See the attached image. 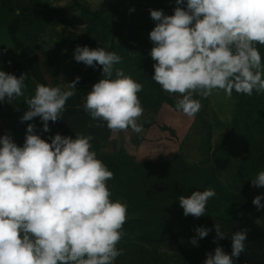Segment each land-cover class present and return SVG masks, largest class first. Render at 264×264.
Segmentation results:
<instances>
[{"label":"clouds","instance_id":"1","mask_svg":"<svg viewBox=\"0 0 264 264\" xmlns=\"http://www.w3.org/2000/svg\"><path fill=\"white\" fill-rule=\"evenodd\" d=\"M175 3L173 15L150 10L157 23L149 38L154 45L152 79L177 96L176 109L194 118L202 108L195 96L206 99L218 90L228 98L233 90L247 96L264 93V58L257 48L264 46V0H186V8L181 6L185 0ZM74 59L103 69L87 93L85 112L105 122L113 138L142 133L144 108L138 94L143 85L116 67L122 57L103 47L77 46ZM79 79L68 83L67 90L37 84L25 100L28 110L21 121L39 117L41 130L49 132V121L61 119ZM25 80L24 74L16 77L0 70V101L22 96ZM35 129V124L27 125L23 146L8 135L0 137V264H114L123 254L117 245L124 236L127 204L112 199L108 182L114 173L97 158L93 137L57 133L49 143ZM251 182L264 187V171ZM214 196L213 189L197 190L180 195L178 202L185 216L199 218ZM261 200L258 195L252 201L258 210L264 208ZM214 227L217 238H225L220 225ZM209 231L196 229L199 238ZM245 239V232H236L231 255L218 246L204 264H233V257L244 251ZM191 244H197L196 237Z\"/></svg>","mask_w":264,"mask_h":264},{"label":"trees","instance_id":"2","mask_svg":"<svg viewBox=\"0 0 264 264\" xmlns=\"http://www.w3.org/2000/svg\"><path fill=\"white\" fill-rule=\"evenodd\" d=\"M24 1L27 3V7L20 8L19 3ZM173 1L175 3V0ZM74 4L65 8V11L72 10L74 6L79 7L83 16L90 21L88 30L83 34L57 31V42L54 44L55 46H51L50 39L42 40V37L47 36L44 30L42 32L38 22H54L58 13L61 12L60 9L45 0H0V30L8 27L17 19L19 20L20 27L16 32L17 38L38 54L42 73L48 84L50 83L54 87H60V64L62 62L73 65L78 77L83 74H92L93 85L103 76V70L100 72V67H102L100 65L81 72L78 68L80 63L75 61L72 52L67 53L69 49L67 43L89 47V36L92 33H100L99 29L103 26L100 20L108 10L93 11L77 0H74ZM181 6L186 8V0ZM176 7V3L169 9L140 6L134 10L132 17L124 13L123 20L115 24L116 31L110 36L111 39H104L110 43L106 50L116 52L122 57V63L116 67L123 68L126 76H130L143 85L142 91L138 94L139 98L142 105L153 113H158L164 104L176 109L177 99L174 95L164 92L152 78L144 80L138 78V75L153 63L150 51L154 45L149 38V33L157 22L151 18L150 10H162L163 14L167 16L173 15ZM17 9H19V15H17ZM28 36L32 40H28ZM85 79H79L75 94L91 90L93 85L83 86L87 81ZM25 81L26 86L22 89L23 95L14 98L15 105L20 108L24 107L26 99L34 95L33 80L26 78ZM232 95L236 100V112L231 118V122L227 123L229 131L217 147L213 145L214 124L209 118V112L215 116L216 112L212 109L210 99H203L206 102L207 115L199 111L196 117L203 132L201 148L207 146V151L201 152L202 159L198 163L188 162L182 153L173 160L165 158L139 160L130 157L123 151H120L117 156L97 153V158L102 160L114 173V179L108 182L113 193L112 199L127 204L128 215L123 229L124 236L117 245L118 249H122L127 257L132 251L134 241H137V245H141L139 248L143 251H149V248L161 244H172L177 247L184 244L187 248H201L205 242L203 238L197 236L196 229L199 227L209 229L206 224L207 217L210 215L234 217L246 214L232 212L237 201L222 186L220 177L223 174V162L232 160L233 152L237 148L243 153L244 159H254L258 163H264V93L253 92L252 96H247L233 90ZM2 108L4 107L0 104V110ZM29 123L35 124L37 130L43 128V123L38 120L33 119ZM28 124L27 121L22 122L21 118L13 121L9 134L17 145L25 141ZM49 128V132L40 130V136L50 143L51 138L59 132L54 125H49ZM243 131L244 133L241 134ZM238 169L239 174L242 175L243 169ZM206 189H213L215 196L209 199L205 215L199 218L191 215L185 216L183 209L179 206V196H189L193 191ZM193 237L197 238L196 245L191 244ZM205 238L213 241L218 247L211 230ZM152 255L154 254H151L150 258L154 259ZM154 261H157L156 258ZM115 263L120 264L119 261Z\"/></svg>","mask_w":264,"mask_h":264},{"label":"crops","instance_id":"3","mask_svg":"<svg viewBox=\"0 0 264 264\" xmlns=\"http://www.w3.org/2000/svg\"><path fill=\"white\" fill-rule=\"evenodd\" d=\"M46 1L53 2L54 0ZM84 1L93 9H98L112 3L113 0ZM144 1L150 3L156 2V0ZM19 27V20H16L8 27L0 30V44H5L0 47V55H3V58L6 61L11 60L9 57L10 51H12L13 54L17 52V55H19L17 61H14V63H11L10 65L12 69H14L15 66H18L17 70L8 73L20 77L22 74L26 76V72L28 71L27 74H29L34 81L38 84H45L48 86V82L41 70L40 57L32 48L27 47L16 36ZM3 30L8 31V33L6 32V34H4L6 37L1 38L3 37ZM80 47L82 46L80 45ZM257 48L259 49L262 58H264V46L257 45ZM29 64L33 67V72L31 71ZM153 65L154 61L148 69L142 71L138 75V78L142 80L151 79L154 74ZM67 67H70L71 82L77 78L73 65L62 62L60 64V87L65 90H67L68 86L63 83V71H65V74L67 75V71L64 70L67 69ZM87 93L88 92L79 93L71 97L66 103L65 111L62 113L61 119H58L52 125H54L59 134L73 139H75L76 134L91 135L93 137V140L91 141L92 147L96 153H111L115 150L119 153L120 151H123L130 157L139 160L146 158H152L154 160H158L159 158L173 160L177 155L182 153L187 161L190 162L188 160L189 142L193 141V143H196L199 148L201 146L203 132L198 118L196 116L194 118H188L181 111L176 110L168 104H164L158 113H153L142 105L144 108V114L141 117V122H145L143 132L140 134L119 133L113 138L105 122L93 120L90 115L85 112L84 102ZM170 109H173L177 113L175 114ZM212 109L216 112L214 108ZM235 112L236 103L234 113L228 117L232 118ZM150 117L151 120L149 121ZM218 117L220 123L224 125L228 123V117H223L220 113H218ZM225 128L227 129V127ZM226 133L224 132L222 136H219L213 130V145L214 142L216 143V146L214 147H217L222 143ZM200 161L196 160L194 163ZM215 223L220 225L221 232L224 234L225 238H217L214 227ZM206 224L212 231L218 246L222 247L224 252L229 255H231L232 252V235L241 231L246 233L244 251L238 258L233 257V264H264V215L254 216L252 214H244L234 217L215 216L207 218Z\"/></svg>","mask_w":264,"mask_h":264},{"label":"rangeland","instance_id":"4","mask_svg":"<svg viewBox=\"0 0 264 264\" xmlns=\"http://www.w3.org/2000/svg\"><path fill=\"white\" fill-rule=\"evenodd\" d=\"M46 1V0H45ZM78 2L87 5L91 10H100V9H107L108 12L106 15L103 16V18L100 20V23L103 24L102 28L99 29L100 33H92L91 36H89V48L90 49H96L99 47H103L105 50L110 46L109 42L104 41V39L108 38L111 39V35H113L114 31H116V23H119L123 20V14L126 13L129 17H132L134 14V10L136 8H140V6H154L158 8L163 9H169L175 6V3L173 0H156L154 3H150L148 1L144 0H133V1H126V0H113L112 3L107 4L105 6H102L98 9H93L91 6L87 4L84 0H77ZM50 3L51 5L55 6L56 8L60 9L61 12L58 13L56 18L54 19V22H47L44 23V21H39L38 24L41 26V30L46 32L47 39H50L51 46H55L54 44L57 42V31H67L72 32L76 34H83L85 33L89 26L90 21L83 16L82 10L74 6L72 10H69L66 12L65 8L73 6L74 0H54L46 1ZM75 5V4H74ZM27 7V3L24 1L23 3H19L20 8ZM28 15L26 14V17ZM34 18V17H32ZM36 18V17H35ZM18 20V19H17ZM59 21V22H58ZM8 33V31L3 30V37L4 34ZM151 32V30H150ZM149 33V32H148ZM28 40H32L30 36L27 37ZM4 43L0 44V47L3 46ZM69 47L67 53H73L77 47L75 43H67ZM70 44V45H69ZM5 45V44H4ZM66 49V47H64ZM18 53L16 52L13 54L12 51H10L9 57L11 58L10 61H6L3 58V55H0V70L8 72H14L17 70L18 66H15L14 69L10 67L11 63H14V61H17ZM16 63V62H15ZM29 63V62H28ZM30 66V64H29ZM31 67V71L33 72V67ZM81 72L83 70H88L89 66H86L82 62H80L79 67ZM26 69V68H25ZM67 71V75L65 74V71H63V83L68 86V83H71V71L70 67H67V69H64ZM102 67H100V72H102ZM27 71V69H26ZM28 72V71H27ZM26 72V78L32 79V77L27 74ZM29 75V76H28ZM92 74H83L79 76L81 79L85 78H91V79H85L87 80L86 83L83 86H92L93 85V79ZM78 77V75H77ZM33 80V79H32ZM26 82V81H25ZM38 83L33 80L32 89L35 92V87ZM48 86H51L49 83ZM68 88V87H67ZM174 97L177 99V96L174 95ZM211 106L212 108L216 110V112L220 113L223 117L231 116L234 113L235 110V98L232 97L228 98L223 91H214L211 96ZM15 98V97H14ZM12 98L11 100H5L0 101V104L4 107L2 110H0V137H3L5 135L10 136L9 129L13 126V121L15 119H19L23 116V114L28 110V105L26 101H24V107L20 108L17 107L16 101ZM194 98L199 99L202 108L200 112H202L204 115H207V112L205 110V104L206 102L203 100L204 98H201L199 96H195ZM209 98V99H210ZM9 108V109H8ZM175 114L173 109H170ZM218 113L215 115L210 114L209 112V118L214 124V132L222 136L223 133L229 131V125L220 123ZM151 116V115H149ZM34 120H40L39 117L34 118ZM151 120V117L149 121ZM30 121H27V124ZM53 122L49 121V125H52ZM227 127V129L225 128ZM36 127L35 131L36 134L40 135V130H37ZM197 132V131H196ZM244 133L241 132V134ZM24 142L19 143L17 146H23ZM214 146H216V143L214 142ZM188 160L192 163L196 162V160H201V152L205 153L207 151V146H203L199 148L197 144L193 143V141L189 142V150H188ZM199 153V154H198ZM108 156H117L118 152L115 150L111 153H103ZM242 168L243 176L239 174V169ZM222 171L223 174L220 177V181L222 186L229 191L230 196L234 197L236 199L237 203L234 204L236 206L233 209V213H246V214H252L254 216H261L264 215V208L257 209V207L252 203L253 199L256 196H261V204L264 205V187L262 188H255L252 186L251 179H253L260 171H264V163H258L254 159H244L243 153L237 149L233 152V158L230 161H224L222 164ZM244 177V178H243ZM242 179H245V181H242ZM241 201V202H238ZM217 215H210L209 217H215ZM207 217V218H209ZM219 217V216H217ZM206 218V220H207ZM204 245L201 246V248L197 247L196 249H193L192 247L187 248L184 244H181L180 247L176 245H169V244H161L159 246H154L153 248H149V251H143L139 246L137 245V241H134L132 244V251L129 253V256L125 255L124 253L117 257V261L120 262V264H204V261L207 258V254L212 253L214 254V251L217 247L216 244L213 243L210 239L203 238ZM191 248V249H190ZM148 250V249H147ZM153 251V252H150ZM151 254H154V259L156 258L157 261H154L153 257L150 258ZM115 261V262H117ZM124 262V263H123ZM118 264V263H115Z\"/></svg>","mask_w":264,"mask_h":264}]
</instances>
